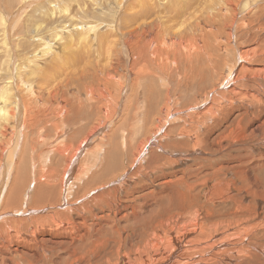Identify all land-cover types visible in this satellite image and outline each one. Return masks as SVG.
I'll return each instance as SVG.
<instances>
[{"label": "bare ground", "instance_id": "1", "mask_svg": "<svg viewBox=\"0 0 264 264\" xmlns=\"http://www.w3.org/2000/svg\"><path fill=\"white\" fill-rule=\"evenodd\" d=\"M255 139L264 0H0V264H264Z\"/></svg>", "mask_w": 264, "mask_h": 264}, {"label": "rangeland", "instance_id": "2", "mask_svg": "<svg viewBox=\"0 0 264 264\" xmlns=\"http://www.w3.org/2000/svg\"><path fill=\"white\" fill-rule=\"evenodd\" d=\"M198 94L196 93V92H192V97H191V99H190V101H189V103H188V105L189 106H196V102H194V103H191L193 100H194V98L197 96ZM164 99V98H163ZM156 111V110H155ZM120 117V116H119ZM117 119H119V118H117ZM142 119H144V123L143 124H139L138 125V128H139V130H138V132H134L133 133V135L131 134L130 135V137H128V144H129V147L131 146V147H133L135 144H139L142 140H144V139H146L147 138V136H145L146 135V133H144V130H145V128H147V116L145 115V117L143 118L142 117ZM168 119H173L170 115H169V117H168ZM85 120V121H84ZM175 121H178V119L176 118V119H174ZM82 121L83 122H88V124H87V127H85V129H84V131H83V129L80 131V133L79 134H77L76 136V139H77V141L79 142V141H81L82 140V138H83V135H85V132H86V130L89 128V125L92 123V121H90L89 120V117H86V118H84V119H82ZM163 122L164 123H166V124H168V121L166 120V118H163ZM171 122H172V120H171ZM77 126H79V125H77ZM76 126V127H77ZM75 127V128H76ZM145 127V128H144ZM75 128H73V130L75 129ZM79 128V127H78ZM111 128H107V130H105L104 132H102V134H100L99 136H96L97 138H93L92 139V141H90V142H88V144H86V145H84V149H83V151L81 152V154H80V157H79V166H81V170L84 172V171H89L90 169V172L89 173H86L85 175H83V176H88V174H89V177H86V178H84L83 180H85V179H88L89 181H91L92 180V178H93V176H95V174H92L91 175V172H92V168L96 165V163H101V161L103 160V159H99V158H102V156H105V151L107 150V149H111V144H109V143H111L110 142V140H109V143H108V138H109V133L111 134V131H113V130H110ZM164 129H166V127L164 128ZM115 133L117 134L118 133V131L117 130H115ZM102 135H103V137H102ZM157 135H159V133L157 134ZM157 135H154L153 137H152V141H157V139H156V137H157ZM68 136V135H67ZM67 136H61L60 138H59V136H57L56 137V135L55 134H50L49 136H47L48 137V140L49 141H54L55 142V145H61V146H64L63 144H69L70 145V140L67 138ZM107 136V137H106ZM119 136V137H118ZM255 136H258V135H255ZM54 137V138H53ZM121 133L119 132V134L117 135V138L118 139H116V140H120V144H119V153H117V155H118V158L117 157H115L114 159H118L116 162H120L121 161V157H123L122 158V161H121V164L123 163V160L126 158V157H128L127 156V151H126V149H125V147H123V145H122V143H121V141H122V139H121ZM155 137V138H154ZM107 138V139H106ZM64 139V140H63ZM95 140H96V143H95ZM57 141V142H56ZM60 141V142H59ZM101 141V142H100ZM152 141L151 142H148L147 143V145H146V150H147V148L149 149L150 148V144L149 143H152ZM240 142H242V140H239ZM244 141V140H243ZM254 141V142H253ZM253 141H245V142H243V143H252V144H258V143H260V144H258L257 145V148H255L254 149V151L253 150H251V153H264V144L262 143V141L261 140H258V139H255V140H253ZM59 142V143H58ZM93 142H94V144H93ZM106 142V143H105ZM61 143V144H60ZM102 143H105V145L104 144H102ZM99 145V146H97V145ZM94 145H96V147L94 146ZM103 145V146H102ZM263 145V146H262ZM44 148V147H43ZM260 148V149H259ZM258 149V150H257ZM125 150V151H124ZM45 151V150H44ZM147 152H148V150L145 152L146 154H147ZM42 153V152H41ZM45 153L47 154V150L45 151ZM68 153V151H65L64 152V154L66 155ZM50 155H51V158L50 157H48L47 155H45V157L44 156H41V154L39 155V157L38 158H40L39 159V161L40 160H43V158H44V160L42 161V166L44 165L43 163H44V161L46 160V158H47V162H48V159H53L54 157H55V159L52 161V164H53V162L55 163V161H56V163H55V165H57V168L58 169H61L66 163H65V161H64V157L63 158H61V157H59L58 155L57 156H54V154H51L50 153ZM144 157V156H143ZM142 157V158H143ZM81 158V159H80ZM120 158V159H119ZM27 162L28 163H31V159H28L27 160ZM63 162V163H62ZM191 163H193V160L190 162V164ZM28 167H27V170H28V172L31 174L32 173V165H27ZM47 166V165H46ZM31 169V170H30ZM30 170V171H29ZM264 171V170H263ZM263 171H262V175H264L263 174ZM83 172H82V174H83ZM118 172V171H117ZM117 172H115L114 171V175L117 173ZM82 174H79V172H76L75 174H73V176L69 179V181H68V186H67V188L69 187V185H70V190L72 191V194H71V197L69 198V199H71L72 200V198H73V194L76 192V190H77V187H78V184H80V183H82L83 182V180H80V176L82 175ZM76 176V177H75ZM90 176H92V177H90ZM123 178V177H122ZM121 178V179H122ZM82 181V182H81ZM31 187H32V185H31ZM68 191V190H67Z\"/></svg>", "mask_w": 264, "mask_h": 264}]
</instances>
